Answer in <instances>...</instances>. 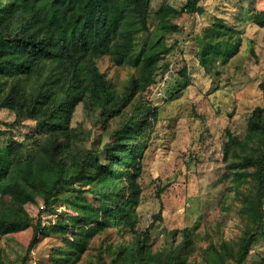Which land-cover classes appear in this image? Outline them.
<instances>
[{
	"label": "trees",
	"instance_id": "trees-1",
	"mask_svg": "<svg viewBox=\"0 0 264 264\" xmlns=\"http://www.w3.org/2000/svg\"><path fill=\"white\" fill-rule=\"evenodd\" d=\"M152 0H0V106L14 115L0 119V239L30 228L18 264L32 249L51 241L48 258L77 264L92 240L109 229L131 238L114 245L102 239L91 264H244L253 244L264 239V106H256L239 138L226 129L222 162L231 174L230 189L240 202L243 227L235 241L210 243L195 256L188 229L153 250L150 224L138 232L137 207L143 158L159 117L147 91L168 72V57L182 29L173 19L202 13L201 0L180 9ZM251 23L264 28V0H251ZM248 14V15H249ZM216 28H231L218 19ZM201 52L227 59L229 44L213 40ZM209 51V52H208ZM252 52V51H251ZM210 56H208V55ZM108 57L133 70L117 86L98 66ZM179 76L188 84L186 68ZM183 85L179 89H182ZM264 100V83L259 84ZM78 105L83 120L73 124ZM30 121L29 124L24 121ZM30 129L27 139L15 132ZM34 149L25 154L28 141ZM41 207L33 217L28 204ZM55 218L44 219L43 214ZM161 220V213L154 216ZM47 221V222H46ZM5 257L0 246V264Z\"/></svg>",
	"mask_w": 264,
	"mask_h": 264
},
{
	"label": "rangeland",
	"instance_id": "rangeland-1",
	"mask_svg": "<svg viewBox=\"0 0 264 264\" xmlns=\"http://www.w3.org/2000/svg\"><path fill=\"white\" fill-rule=\"evenodd\" d=\"M250 2L201 0L202 13L173 19L182 32L169 35V43L177 40L178 44L168 57V72L147 91L151 103L159 108V117L144 154L139 179L142 195L136 229L143 232L152 224L147 243L153 250L162 248L171 239V232L178 231L173 236L178 241L181 230L188 229L197 244L194 254L201 261V254L210 243L217 244L223 239L235 241L242 231L238 217L240 202L230 189L231 174L222 162V143L226 129L242 138L253 109L264 106L259 88L264 83V28L251 23ZM164 3L180 9L185 0H152L151 10L156 11ZM218 19L231 30L214 27ZM213 40L221 43V49L227 42L230 55L227 59L207 58L205 68L200 64V55ZM97 63L117 86L133 72L114 65L106 56L97 59ZM184 67L188 76L186 86L178 72ZM181 85L183 88L177 91ZM13 118L11 111L0 106L2 121ZM82 120V108L78 105L72 122ZM24 123L32 126L28 120ZM30 133V129L21 128L15 136L27 139ZM5 139L0 138V147ZM33 149L30 140L24 153ZM40 207L41 202L28 204L26 210L35 217ZM158 212L161 220L153 217ZM43 217L55 218L47 213ZM30 235L28 228L1 237L3 264L20 262ZM130 238L129 232L109 229L92 240L77 264H91L102 239L114 245ZM50 247L51 241H41L32 249L26 264H59L48 258ZM244 264H264V239L259 238L253 244Z\"/></svg>",
	"mask_w": 264,
	"mask_h": 264
}]
</instances>
